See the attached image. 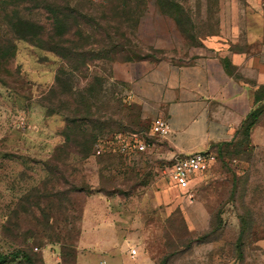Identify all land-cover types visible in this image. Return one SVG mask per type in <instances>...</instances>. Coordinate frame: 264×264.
<instances>
[{
  "label": "rangeland",
  "instance_id": "obj_1",
  "mask_svg": "<svg viewBox=\"0 0 264 264\" xmlns=\"http://www.w3.org/2000/svg\"><path fill=\"white\" fill-rule=\"evenodd\" d=\"M66 1L61 30L92 34L86 52L72 37L56 50L16 37L19 18L52 28L47 0H0V264H264V101L212 152V180L236 207L208 209L202 174L191 201L167 179L174 156L138 96L143 78L227 34L249 0H144L136 26L123 0ZM115 28L128 40L113 59L93 30ZM132 134L145 150H122Z\"/></svg>",
  "mask_w": 264,
  "mask_h": 264
},
{
  "label": "crops",
  "instance_id": "obj_2",
  "mask_svg": "<svg viewBox=\"0 0 264 264\" xmlns=\"http://www.w3.org/2000/svg\"><path fill=\"white\" fill-rule=\"evenodd\" d=\"M250 3L254 9L236 10L228 33L205 40L203 52L197 57L182 64H166L152 81L143 78L144 88L138 96L144 104H153L155 116L169 124L170 133L162 140L172 156L215 152L235 136L249 113L264 101V17L258 6ZM149 70L139 74L140 80ZM153 71L158 72V68ZM209 167L199 172L204 178L199 188L202 208H235L233 198L212 180L219 172ZM199 173L191 180L192 192ZM221 219L223 223L227 219L235 223L234 216ZM106 239L107 243L112 241ZM96 242L103 246L102 238ZM128 256L130 261L134 257Z\"/></svg>",
  "mask_w": 264,
  "mask_h": 264
},
{
  "label": "trees",
  "instance_id": "obj_3",
  "mask_svg": "<svg viewBox=\"0 0 264 264\" xmlns=\"http://www.w3.org/2000/svg\"><path fill=\"white\" fill-rule=\"evenodd\" d=\"M56 1L58 0H47L48 2L47 12H49L51 16L52 28H50L49 30H46L44 26L38 22H32L26 19L19 18L17 20V23L15 24V29H14V33L16 37H18L19 39H27L28 41L35 43L39 46H43V43H46L47 48L51 50L58 49L59 47L62 46L61 41H67L69 38L72 37L75 39V41H84L83 44H81V47L85 51V47L88 45L89 39H91L92 34H90L87 30L83 29L79 31L77 29L76 31L69 33L68 36H65V33H63V31L61 30L62 29L61 28L62 7L60 6V3ZM63 1L65 2L66 0H63ZM155 2H157L158 5L160 4V2L171 4V5L174 4V0H155ZM66 3L69 5L67 1ZM143 3H144V0H123V3H122L123 7L124 5H127V6H129L130 4L134 5V14L136 16L132 15L131 17L132 20H134V22H132L134 26L137 25V22L141 16V11L142 9H144ZM159 9H160V5H159ZM78 15L79 16L82 15L83 17L85 16L91 17L89 21L92 22L93 24L94 18L91 15V13L79 12ZM115 29H114L115 32L113 34H110L109 32L107 33L105 32L106 36L103 39L100 36L101 35L100 32H96L95 30H93V39L103 42L104 46L102 45V49L107 50L110 53V57L113 59H116L114 58L115 57L114 55L125 53L124 49L126 47V42L128 40V38L125 36L124 33L117 31L118 30L117 28ZM93 50H96V49L93 48ZM93 56H95L94 53H93ZM134 58L136 60L140 59L139 55H135ZM257 113H258L257 108H254L249 113V115L245 118V120L243 121L239 129L245 126L246 131H248L250 127V124L248 123L252 122V120L257 115ZM5 258H6V255H3L0 253V261L4 260Z\"/></svg>",
  "mask_w": 264,
  "mask_h": 264
},
{
  "label": "built area",
  "instance_id": "obj_4",
  "mask_svg": "<svg viewBox=\"0 0 264 264\" xmlns=\"http://www.w3.org/2000/svg\"><path fill=\"white\" fill-rule=\"evenodd\" d=\"M249 1L258 6L264 17V0ZM151 133L161 138L166 137L170 133L169 124L163 119H156L152 124ZM128 145L138 151H143L147 147V144L137 134H132L131 140L127 144L122 145V150H126ZM215 159V154L210 151H197L186 155H174L167 179L183 191L191 201L194 196L191 191L192 178L197 173L206 170ZM135 254L136 249L132 248L130 255L134 256ZM99 264H105V262L101 260Z\"/></svg>",
  "mask_w": 264,
  "mask_h": 264
}]
</instances>
